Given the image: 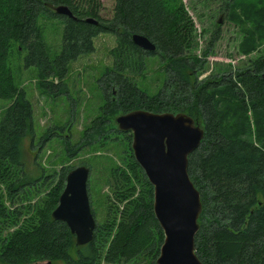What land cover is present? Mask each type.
<instances>
[{
  "label": "trees",
  "instance_id": "1",
  "mask_svg": "<svg viewBox=\"0 0 264 264\" xmlns=\"http://www.w3.org/2000/svg\"><path fill=\"white\" fill-rule=\"evenodd\" d=\"M96 1L84 6L81 0H0V99L11 100L0 120V261L158 264L164 231L154 212V186L135 158L132 131L114 124L120 114L145 109L187 113L205 130L188 165L203 206L195 236L201 261L264 264V55L200 80L208 55L187 54L192 30L182 0H116L111 18L99 15ZM225 3L230 20L245 33L241 51L249 54L264 45V0ZM60 5L68 6L75 18L57 13ZM89 17L98 23L87 21ZM43 18L64 24L55 55L44 39ZM100 33L116 36L110 50L113 66L97 80L103 104L81 143L66 142L67 151L74 155L85 143L97 144L120 147L121 156L120 162L110 159L107 182L113 196L107 198V219L97 222L89 243L77 245L68 225L52 215L71 169L62 167L50 176L26 166L24 143L36 136L34 109L16 84L10 61L15 52L24 51V67L37 70L45 93L68 94L65 79L71 62L92 53ZM134 34L148 37L156 49L137 45ZM148 56H159L164 64L165 78L155 93L136 80L145 72ZM44 185L48 192L33 203ZM92 211L96 218L93 204Z\"/></svg>",
  "mask_w": 264,
  "mask_h": 264
},
{
  "label": "rangeland",
  "instance_id": "2",
  "mask_svg": "<svg viewBox=\"0 0 264 264\" xmlns=\"http://www.w3.org/2000/svg\"><path fill=\"white\" fill-rule=\"evenodd\" d=\"M81 1L84 6L92 4V0ZM97 1L100 4L99 15L103 18H111L114 15L116 0ZM182 2L192 30L187 54L204 59L208 55L206 65L199 76L200 80L214 73L235 70L251 59L264 55V45H260L249 54L241 51L240 43L245 33L238 23L230 20V14L225 10V0H182ZM41 23L44 39L50 52L53 55L59 53L64 24L59 19L46 18H43ZM215 37L217 39L212 42ZM94 44L95 50L92 53L82 55L71 62L69 74L65 79L69 93L57 97L48 95L41 88L35 68L24 67V51L23 54L15 52L10 62L16 84L26 91L34 109L36 136L34 140L27 138L24 143L27 168L36 171L39 175L45 173L55 176L62 167L70 170L83 164L91 165L89 191L97 222L103 224L108 214L109 199L107 198L113 196L107 182L111 166L110 159L120 162L121 148H99L97 144L85 143L74 155H69L66 143L69 141L73 146L81 143L84 130L98 117L103 104L97 80L107 68L113 66L110 50L116 45V36L111 33H100L94 38ZM146 63L145 72L136 80L149 93H155L161 88L165 78L164 64L162 65L159 56H148ZM53 81L58 82V79L53 78ZM10 103L11 100L0 99V120L4 109ZM114 124L118 127L116 122ZM50 133H52L50 140L43 144L42 141L49 137ZM114 150L117 151L114 152ZM48 190L49 187L46 185L41 187V192L33 197L32 202L43 197ZM71 253L73 257H76L75 250ZM0 264L3 263L0 261ZM54 264L67 263L56 261Z\"/></svg>",
  "mask_w": 264,
  "mask_h": 264
},
{
  "label": "water",
  "instance_id": "3",
  "mask_svg": "<svg viewBox=\"0 0 264 264\" xmlns=\"http://www.w3.org/2000/svg\"><path fill=\"white\" fill-rule=\"evenodd\" d=\"M55 11L75 18L66 5L56 7ZM86 20L98 23L95 18ZM133 40L145 50L156 49L145 35L134 34ZM115 121L120 130L132 131L135 158L154 186V212L164 231L157 263L204 264L195 248L203 209L201 194L188 171L189 155L200 146L204 128L184 112L137 109L118 115ZM90 175L91 169L86 165L71 169L52 213L55 220L68 225L77 245L89 243L97 225L89 195Z\"/></svg>",
  "mask_w": 264,
  "mask_h": 264
}]
</instances>
